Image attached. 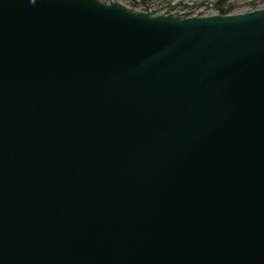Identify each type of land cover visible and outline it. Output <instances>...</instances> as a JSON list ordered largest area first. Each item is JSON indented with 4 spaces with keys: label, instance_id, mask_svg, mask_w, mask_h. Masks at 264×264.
I'll return each instance as SVG.
<instances>
[{
    "label": "water",
    "instance_id": "1",
    "mask_svg": "<svg viewBox=\"0 0 264 264\" xmlns=\"http://www.w3.org/2000/svg\"><path fill=\"white\" fill-rule=\"evenodd\" d=\"M0 264H264V8L0 0Z\"/></svg>",
    "mask_w": 264,
    "mask_h": 264
},
{
    "label": "rangeland",
    "instance_id": "2",
    "mask_svg": "<svg viewBox=\"0 0 264 264\" xmlns=\"http://www.w3.org/2000/svg\"><path fill=\"white\" fill-rule=\"evenodd\" d=\"M118 2L128 8L157 14L211 16L218 14V4L230 7L229 14L245 13L264 8V0H101ZM228 15V14H227Z\"/></svg>",
    "mask_w": 264,
    "mask_h": 264
},
{
    "label": "trees",
    "instance_id": "3",
    "mask_svg": "<svg viewBox=\"0 0 264 264\" xmlns=\"http://www.w3.org/2000/svg\"><path fill=\"white\" fill-rule=\"evenodd\" d=\"M225 4V3H224ZM223 3L222 4H218L217 5V10H218V14H222V15H227V14H229L230 13V7L229 8H227V9H223L222 7H223V5H224Z\"/></svg>",
    "mask_w": 264,
    "mask_h": 264
}]
</instances>
